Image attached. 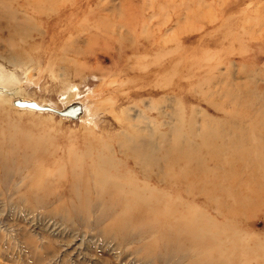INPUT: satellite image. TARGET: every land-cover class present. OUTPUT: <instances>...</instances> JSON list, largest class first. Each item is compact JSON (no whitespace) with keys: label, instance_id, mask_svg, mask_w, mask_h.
Listing matches in <instances>:
<instances>
[{"label":"rangeland","instance_id":"obj_1","mask_svg":"<svg viewBox=\"0 0 264 264\" xmlns=\"http://www.w3.org/2000/svg\"><path fill=\"white\" fill-rule=\"evenodd\" d=\"M261 102L264 0H0V143L36 159L0 172V264H264V209L221 216L183 173Z\"/></svg>","mask_w":264,"mask_h":264},{"label":"bare ground","instance_id":"obj_2","mask_svg":"<svg viewBox=\"0 0 264 264\" xmlns=\"http://www.w3.org/2000/svg\"><path fill=\"white\" fill-rule=\"evenodd\" d=\"M261 104L260 110L255 112H241L239 116H234L235 120L240 122L242 118H252L256 124L262 127L261 130L264 131V103L261 102ZM244 105H251L249 99L244 101ZM231 118L229 121L233 124L232 129L234 132L230 134L224 146L218 144L217 148H219L220 153L215 156L212 154L213 144L209 145L208 155L203 156L198 153L197 148L194 146H187V148H184V156L187 158L188 168L185 169L183 173L184 175L192 177L188 183L190 190L196 189L205 194L207 198L209 197L208 200L215 206V212L217 214L221 216L228 214L233 218H242L240 215H244L249 209H264V138H261L264 137V132L259 133L261 137L256 136L257 131L250 132V130L246 129L241 133L237 131V127H235L236 121L231 120ZM254 130L257 129L255 128ZM1 149H4V151ZM20 149L21 148L13 145L8 146L7 144L2 148L0 143V172L4 174V178L6 174L11 172L6 169L10 159L23 158L25 160H36L30 157L29 151L25 152L23 149ZM223 153H229L228 160L224 161V159L227 158L222 157ZM205 157H207V159ZM207 160H213L215 168L206 165ZM203 163H205L206 167L203 166ZM222 169L225 171L224 174L222 173ZM207 170L211 174L212 171H214L216 175L210 179L209 176H205L201 173L202 171L207 172ZM69 172L72 175H76V172L71 169ZM141 172L144 173L145 171L141 168ZM126 182L128 185V192L124 193L125 196L121 197L123 193L115 191L118 199L125 200L123 206H128V204L131 203H139V201L144 200V193L136 189L132 179H126ZM73 187H75L74 184ZM87 190L88 187H86V191ZM225 198L228 200L221 201ZM152 204H154V207H152L151 216H156L163 211L162 207L155 203ZM223 205L228 206L221 208ZM191 211L192 213L184 219L183 223L188 233L200 237L202 235L199 234L202 232L203 228L205 226L207 228L208 225L203 217L204 215L192 209ZM212 226H215L214 221L212 222ZM215 231L220 234V239L216 241L218 243H220V240H227L230 237L233 238V240H239L240 238L238 235L222 237L223 234L219 229ZM229 248L233 249L234 247L232 245ZM255 249V247L247 246L239 248V254L242 255V260L239 264H252V261L257 259V251Z\"/></svg>","mask_w":264,"mask_h":264}]
</instances>
